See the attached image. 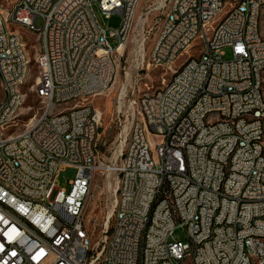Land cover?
<instances>
[{
  "label": "built area",
  "instance_id": "built-area-1",
  "mask_svg": "<svg viewBox=\"0 0 264 264\" xmlns=\"http://www.w3.org/2000/svg\"><path fill=\"white\" fill-rule=\"evenodd\" d=\"M141 1L0 0V199L19 206L0 210V264H264V0H151L163 16L148 49L141 30L135 63L149 72L183 57L177 82L119 93L123 146L103 162L94 99L115 88ZM94 4L120 26L100 27ZM19 29L43 35L33 64ZM33 67L40 106L22 125ZM97 173L116 176L114 226L93 244L83 209Z\"/></svg>",
  "mask_w": 264,
  "mask_h": 264
},
{
  "label": "rangeland",
  "instance_id": "rangeland-1",
  "mask_svg": "<svg viewBox=\"0 0 264 264\" xmlns=\"http://www.w3.org/2000/svg\"><path fill=\"white\" fill-rule=\"evenodd\" d=\"M151 0H142L137 6L134 13L129 39L123 55L118 62V75L115 88L102 96L94 99V105L101 111V122L99 129V138L97 141L98 149L100 150V157L103 162L113 160L114 153L118 150V126L113 122V116L116 112L117 105L115 103L121 90L126 88V98L136 96L144 92H151L160 87L162 79H170L171 74L161 69L138 70L135 63V47L142 35V29L150 30V34L145 42V47L148 49L152 43L153 36L161 22L163 14L153 10L150 4ZM5 5V4H4ZM138 11V12H137ZM94 16L102 28H118L121 22V16L112 13L106 16L100 12L98 7L93 5ZM5 18V11L2 16ZM37 26H40L42 21L37 19L35 21ZM5 27L12 29L10 24L4 23ZM20 33L27 41V50L32 60L34 56V48L38 46L36 37L24 29H19ZM110 44L114 46V42L109 40ZM231 57V49H224V59ZM183 61V57H178L175 60L174 66H178ZM173 66V67H174ZM36 77V69L32 68V77L28 84V99L26 101V117L23 118L22 125L26 122L28 115H31V110L28 106H33L34 109L40 106L38 100L35 98L33 91L30 89ZM76 170L74 168H65L59 174L58 185L60 187L69 189V182L74 178ZM115 187L116 176L115 174L97 173L92 181L90 192L86 198L83 209V219L87 228L88 234L93 244H95L103 235L105 227H108V234L111 233L114 226L113 211L115 208ZM112 211V216L107 223V216ZM107 223V225H106ZM173 240L184 241V233L181 229H177L173 234Z\"/></svg>",
  "mask_w": 264,
  "mask_h": 264
},
{
  "label": "bare ground",
  "instance_id": "bare-ground-1",
  "mask_svg": "<svg viewBox=\"0 0 264 264\" xmlns=\"http://www.w3.org/2000/svg\"><path fill=\"white\" fill-rule=\"evenodd\" d=\"M136 11V10H135ZM138 12V11H137ZM260 17H264V3L260 7ZM36 37L38 46L35 49L43 48V35H34ZM156 69V64H149V69ZM159 69L169 72L170 79L165 80V86H174L177 82L176 68L171 63H163ZM150 71V70H149ZM261 72H264V57L261 60ZM0 89H4V80H0ZM124 87L121 93H124ZM215 117L214 109H207L204 113V121H212ZM123 143L119 144L118 150L122 149ZM96 154V147H89L84 150V158L94 157ZM14 155H24V148H14ZM181 155L183 158H190V147H181ZM11 213H19V206H11V200L0 199V210H10ZM112 216V211L107 216V223ZM106 223V225H107ZM32 238H39V231H32ZM188 255H195V247H188Z\"/></svg>",
  "mask_w": 264,
  "mask_h": 264
}]
</instances>
